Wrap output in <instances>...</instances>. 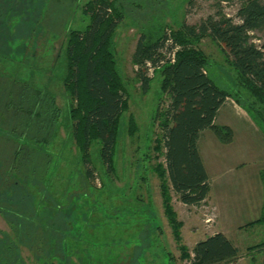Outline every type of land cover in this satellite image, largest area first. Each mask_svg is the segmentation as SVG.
Wrapping results in <instances>:
<instances>
[{
	"label": "rangeland",
	"instance_id": "obj_1",
	"mask_svg": "<svg viewBox=\"0 0 264 264\" xmlns=\"http://www.w3.org/2000/svg\"><path fill=\"white\" fill-rule=\"evenodd\" d=\"M89 1L0 0V34H4L3 30L20 34L14 42H6L8 36L0 37V81H14L46 92L55 98L60 110L54 138L44 148L51 162L47 179L37 187L43 194L29 187L28 206L59 205L63 224L69 230L61 236H75L81 242V252L71 258L74 264H189L181 259L173 240L153 171L156 162L164 164L163 157L154 159V140L160 133L154 115L158 105L162 111L168 105L160 90L158 72L164 64L149 77V88L143 93L136 76L139 67L132 65L131 58L141 34L152 33L154 39L155 33L163 30V35L172 37V31L182 23L198 27L206 18L219 13L239 22L235 14L242 0H117L123 20L114 34L113 53L126 88L128 109L120 119L115 173L107 175L100 169L92 145L94 169L92 178L85 181L82 156L70 137V101L63 91V79L66 32L86 26L88 20L82 9ZM9 8L20 13L22 21L19 17L6 19ZM29 17L36 24H27ZM2 20L6 22L4 27ZM262 37L260 33H251L256 45L261 44ZM199 49L208 55L207 72L215 84L221 89L237 90L235 73L217 44L204 38ZM227 106L229 109H222L218 121H225L234 129L233 141L223 144L211 131L199 140L200 155L210 179L206 200L198 206H186L171 191V207L182 223L181 243L191 256L196 243L222 233L238 248V264H264V247L259 246L264 242V221L246 226L264 217V124L252 120L231 98ZM129 116L138 127L131 136L126 133ZM8 124L0 121L2 159L7 154L3 143H8L9 150L17 148L16 143L5 138L13 127ZM1 188L4 207H14L10 202L14 196L4 193L2 184ZM10 209L4 215L0 212V249L4 256L7 249L3 240L11 232L9 222H18L10 215ZM14 228L26 236L22 227ZM9 237L14 240V236ZM18 251L20 264H39L27 246L20 245ZM8 264H13V260L8 259Z\"/></svg>",
	"mask_w": 264,
	"mask_h": 264
},
{
	"label": "trees",
	"instance_id": "obj_2",
	"mask_svg": "<svg viewBox=\"0 0 264 264\" xmlns=\"http://www.w3.org/2000/svg\"><path fill=\"white\" fill-rule=\"evenodd\" d=\"M11 8L7 10L6 19H21L20 13ZM82 15L88 20L86 26L66 32L63 91L70 101V137L82 156L87 181L92 178L94 169L92 145L96 148L100 169L107 175L115 173L120 119L128 109V98L113 53L114 34L123 20L117 0H91L83 6ZM235 17L239 22L219 13L206 18L198 27L182 23L172 31V37L169 36L180 47L174 63L167 62L158 70L160 90L167 97L168 105L163 111L158 105L154 115L160 132L154 140V159L157 161L161 156L164 164L156 162L153 171L159 181L161 206L173 240L181 259L188 260L189 264H238V248L222 233L196 243L191 256L181 243L182 223L171 207L170 198L172 191L186 206H198L206 200L209 181L198 140L202 132L211 131L223 144L233 141L232 130L215 122L218 111L228 99L234 100L252 120L264 124V0H242ZM26 20L27 24H36L30 17ZM5 23L2 20V27ZM3 32L0 37L8 36L6 42H14L20 36L8 30ZM251 33L262 34L261 44L252 42ZM155 34L154 39L152 33L141 34L131 58L132 65L139 67L136 76L143 93L150 82L145 62L157 66L163 59L160 51L169 39L167 34L163 35V30ZM204 38L213 41L222 51L227 65L235 73L237 90L221 89L210 78L208 55L199 49ZM0 48L3 49L1 44ZM14 83L0 81V121L13 126L5 138L17 145L12 151L7 142L2 144L7 154L0 158V184L5 187L4 193L14 196L10 199L14 207L9 209L18 222H9L10 226L22 227L26 236H14V240L7 236L3 240L7 250L4 256L0 249V264H8V259L20 264V245L27 246L39 264H74L71 258L81 252V242L75 236H61L69 230L63 224L59 205L40 204L29 208L31 200L27 196L29 187L43 194L37 187L47 179L51 162L44 148L54 138L60 110L50 94ZM137 128L134 118L129 116L126 133L134 135ZM35 200L32 202L39 203ZM9 209L0 201L3 215ZM260 221H264V217L246 226ZM259 246L262 249L264 242Z\"/></svg>",
	"mask_w": 264,
	"mask_h": 264
},
{
	"label": "built area",
	"instance_id": "obj_3",
	"mask_svg": "<svg viewBox=\"0 0 264 264\" xmlns=\"http://www.w3.org/2000/svg\"><path fill=\"white\" fill-rule=\"evenodd\" d=\"M167 36L169 38V35ZM166 42L165 48L160 51L163 59L157 63V66H153L149 61L145 62V71L148 78L151 77L156 69H158L161 65L166 64L167 62L170 64L174 63L175 54L180 49V47L177 44H174L170 38Z\"/></svg>",
	"mask_w": 264,
	"mask_h": 264
},
{
	"label": "crops",
	"instance_id": "obj_4",
	"mask_svg": "<svg viewBox=\"0 0 264 264\" xmlns=\"http://www.w3.org/2000/svg\"><path fill=\"white\" fill-rule=\"evenodd\" d=\"M228 101V100H227ZM227 101H226V103L223 105V107H221L220 108V110L218 111V114H217V117H216V124L217 125H220V124H218V123H223V124H221V125H225V126H228L230 129H231V127H230V125H228L227 124V122H225V121H218L219 120V115H220V112L222 111V109H225L226 107H228L227 106ZM226 109H229V108H226ZM240 131H241V128L240 127H237ZM231 130H233V132H234V129L232 128ZM206 131H204V132H202L201 133V135H203L204 133H205ZM209 132V131H208ZM237 132H239V131H237ZM201 135H200V138H199V140L201 141ZM199 140H198V150H199ZM199 153H200V150H199ZM201 156V155H200ZM202 158V157H201ZM205 168V167H204ZM206 170V169H205ZM207 173V172H206ZM208 175V174H207ZM208 181H209V187H210V179H209V175H208ZM209 198V197H208ZM10 230H11V232L9 233V234H7V235H5V236H20V234L18 233V231L16 230V229H14V228H12V227H8Z\"/></svg>",
	"mask_w": 264,
	"mask_h": 264
}]
</instances>
